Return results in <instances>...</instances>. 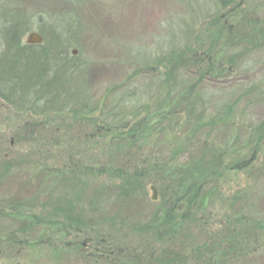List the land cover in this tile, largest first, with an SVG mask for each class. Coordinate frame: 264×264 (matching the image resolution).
Instances as JSON below:
<instances>
[{
	"label": "rangeland",
	"instance_id": "374dc122",
	"mask_svg": "<svg viewBox=\"0 0 264 264\" xmlns=\"http://www.w3.org/2000/svg\"><path fill=\"white\" fill-rule=\"evenodd\" d=\"M230 1L223 5L222 0H0V70L7 67L11 54L17 55L7 54L11 27H18L25 45L29 44L30 33L38 32L44 41L32 45H41L40 51L54 59V68L45 65L46 78L57 77L65 85L73 82L80 95L76 99L71 96L77 92L73 86L50 88L44 94L48 95L43 97L44 102L35 105V114L26 110L34 108L28 104L37 101L43 85L40 89L26 88L27 102L23 107L20 102L18 107L9 106L0 98V237L20 233V222L8 214L11 205L23 208L22 203H29L34 213H41L53 210V204L67 194L82 211L88 208L93 221L104 228L109 226V220L125 223L132 231L154 221L164 203V186L158 182L161 165L148 177L141 195L124 200L116 197L110 183L120 179L112 170L119 167L125 173L131 172L127 169L132 170L135 165L136 172L143 174L147 170L145 160L131 163L125 156L126 148L120 142L111 144L113 137L100 135V131L94 132L92 142H88L87 134L94 130L91 120L80 117L75 109H82L87 101L92 109L90 119L100 118L107 124L111 118L140 120L160 111L162 104L169 111L168 115L165 113L166 124L161 126L166 125L165 131L155 136L153 144H147L144 154L145 159H153L155 168L163 159L188 166L208 162L210 155L204 153L207 145L222 152L242 146L236 156L223 154L222 165L233 168L223 166L220 179L204 185L202 196L210 192L215 195L211 205L199 215L205 217L200 223L207 227L200 230L187 224L181 235L186 244L200 243L206 248L209 243L214 247L215 241L209 240L208 234L221 238L237 235V254L225 255L215 264H264V141L257 154L254 144L243 147L251 128L255 126L259 132L258 127L264 123V46L256 48L243 43L245 35L254 31L251 20H257V30L264 28V0H247L241 5L244 6L238 20L227 14L240 0ZM220 14L236 28L232 46H225L224 40L229 36L226 31L212 46L216 33L204 27L205 22H213ZM189 44L202 46L199 50L207 55L216 54L213 59L205 56L203 72L208 74L200 84L194 66H177L183 57L181 51ZM220 51L224 54L220 55ZM208 67L213 72L207 71ZM69 76L73 78L66 80ZM79 84H83L82 88ZM188 87H193L195 95L188 92ZM226 113L233 119L221 121ZM24 120L25 127L21 125ZM232 138L234 142L230 143ZM87 154L91 159L85 163L86 157L82 156ZM74 160L82 164L77 165ZM241 161H248L249 167ZM85 170L89 172L86 174ZM153 187L158 191L156 199ZM237 213L238 222H231L237 227L230 226L225 215L234 217ZM245 218L260 228L256 236L249 234L247 238L248 230L253 229ZM4 245L0 241V264H134L129 250H123L119 258L118 254L111 258L105 250L106 256L101 248L93 247L91 240L84 242V253H93L96 263L87 262L86 256L77 251L70 255L65 251L67 255L62 256L47 248L48 244L25 245L19 251ZM189 248L188 253L193 250L192 246Z\"/></svg>",
	"mask_w": 264,
	"mask_h": 264
},
{
	"label": "trees",
	"instance_id": "16d2710c",
	"mask_svg": "<svg viewBox=\"0 0 264 264\" xmlns=\"http://www.w3.org/2000/svg\"><path fill=\"white\" fill-rule=\"evenodd\" d=\"M226 1L227 0H222V3H224L223 5H225ZM230 2H234V0H231ZM246 2L247 0H240L236 8H231V11L228 12L227 17L238 20L242 15L240 12L243 11V6L246 4ZM242 4L244 5L241 6ZM235 15L238 18H235ZM223 16L221 14L216 15L215 18L213 17V22H205L206 26L204 27H210L211 31L213 30L214 33H216V41H212V46H215L221 37L225 35L224 31H226V35L229 34V36H226L224 40L226 47L229 45L232 46L236 42V35L234 34L236 30L235 26L228 25V23L225 21L226 19H223ZM251 23L253 25L254 31L252 34L250 33L245 35L246 37L243 43H246V45L247 43H250V45L254 44V47L256 48L262 46V44L264 46V28L261 31L257 30V20H251ZM12 28L13 27H11L10 33V46L8 48L9 52L7 54L15 53L17 55L14 57L11 54V61H9L7 67L0 70V98L9 104V106L13 107L14 105L15 107H18L17 104L20 102L21 104L19 106L23 107L25 106V102H27L25 101L26 88L29 86L30 88L35 87L40 89V85H43L42 94L40 92V94L37 95V101H32L28 104L34 108L32 110L31 108H27L29 110H26L28 113L35 114V110H37V106L35 105L44 102L43 97L48 96L44 95L48 90H60L61 88L72 89L71 87L73 86V88H76V85L74 86L73 82L70 85H65L64 83H61L62 81H59V78L57 77L56 79L49 77L46 78L45 72L47 69L45 65L48 64V68H54V64H52L54 59L51 58L49 54L44 55L46 53L43 54L40 51V48H42L41 45H25L23 39L18 34V27L14 30ZM232 34L235 36L233 37ZM197 46L198 47H194V45L189 44L186 48H184L181 51L183 57L178 59L177 66H181L183 69L184 67H187L186 65L194 66L197 73H199L197 77L199 81L198 84H200L203 78L208 74L203 72L204 58L207 60L205 56L208 58L212 57L213 59L216 54L214 52H208L207 55L204 53V51L199 50L200 48L202 49V46ZM226 47L222 46V50H226ZM223 51H220L221 53L219 54H224ZM38 55L39 57H37ZM40 56L42 57L41 61ZM9 65L11 68L6 70L9 68ZM208 68L209 69L207 71L213 72L211 67ZM70 78L71 77L69 76L66 80ZM66 80H63V82ZM35 81L36 83L33 84ZM82 85L83 84H79L80 88H82ZM188 88V92L192 96L193 94L195 95L196 91L193 92V87ZM76 89L77 92L71 93L70 91L71 96H75V99L78 96V88ZM80 92L85 94L83 90ZM78 97H80V95ZM86 97L87 96H84V98ZM55 102L58 103L59 101L55 100ZM83 105L84 106L82 109H80V107L79 109L75 110L76 113H79L78 115L80 117H84V119L87 117L86 119L89 121L91 120V125L94 130L87 134L86 139L88 142H92L94 132L99 133L100 131L102 132L101 134L99 133L100 135H111L113 137L111 144L114 142H120V145L126 148L127 152L125 153V156L131 161V163L138 159L139 161L142 159V161L145 160L147 165V170H144L145 173L143 174H138L136 172L135 165L132 170L127 169V171L131 172L125 173V171L119 167L112 170V174H117V179H120V182L114 180L115 182L110 183V186L114 187L117 192L116 197L122 198L121 200H124L131 198L132 196L141 195L140 191L142 190V187L145 186V183L147 184L148 177L155 171V169H158L159 171V167L161 165L160 168L162 170V177H160V180L158 181L159 183L162 182L164 186L162 187L164 190V203L162 202L163 204L161 212L156 216L154 221L145 225H140L134 228L132 231L126 228L125 223H120L119 225L118 221L116 222V220H109V226L105 228L102 227L103 225H99L100 223L97 224V222L93 221L94 217L90 216L91 211H89L88 208H84L85 210L83 209L82 211L80 209L82 207L75 204V202H73L69 197L71 194L65 195V197L62 198V201L61 199H58V201L53 204V210L46 209L41 213H34V207L29 203H27V205L22 203L23 208L16 206L15 204L11 205L12 207H9L11 211H9L8 214L11 216V218H14L20 222V229H17L20 231V233L15 231L7 234L6 236L0 237V241L3 243V245L4 243L11 242L4 245L5 247L7 246L10 250L18 249L19 251L20 249H25V245L39 246L48 244L47 248L51 249L55 253H62L60 254L62 256L67 254L70 255L69 253L77 251L79 254L81 253L82 255L86 256L87 262L93 263H96L93 253H84L86 252L84 242H89V240H91L93 243V247L96 246V248H101L104 254L106 251V253L109 254L111 258L115 257L114 254H118L117 257L119 258L123 254V250L124 252L129 250V252H127L128 256L130 255L133 257L134 260L131 259V262L134 264H137L136 262L138 261H144L149 264H175V262L178 264H215L216 261L220 260L219 258L224 257L225 255L232 256L237 254V243H239L236 240L237 235H231L230 238H221L208 234L207 238L213 242L215 241V243L214 247H211L209 243H206L205 247L207 249L202 248L203 246H201L200 243L193 244L191 242V245L186 244V240H184L185 238L183 239L181 235L184 233L183 230L188 226L187 224H190L192 225L191 227L200 230H202V226L207 227L204 223H200L201 220H205V217H200L199 215L203 214V212L207 210V208L211 205V202L214 201L215 195L210 192L202 196V189L207 182L220 179V175L223 174L221 173L223 166L226 169L233 168L229 164L225 165L223 163L224 165H222L221 162L224 159L223 154L225 152H229L234 153L233 156H236L241 151V145H237L236 147H232L223 152L217 150L216 147L214 149L212 146L207 145L204 153L210 155L208 162L188 166L187 164L182 165L179 163H172L167 161V159H163L161 160V164L158 165V168H155L156 165L154 164L155 162L152 158L145 159V148L147 144L149 145V142L153 144V139L156 138L155 136H160V134L165 131L164 129L166 125L163 127L161 126L166 124L167 117L165 116L168 115V109L164 108L161 104L159 106L161 108L160 111L151 112L149 115L140 120L134 121V119H132L122 121L121 119L111 118V123L107 122L106 124L105 122H100L102 119L96 118L94 116V118L90 119V116L88 115L92 113V109H89L87 101L84 102ZM162 110L163 112H161ZM58 112H60V110ZM162 114L164 116H162ZM230 119H233L232 115L226 113L225 117L220 120L229 121ZM26 123L29 124L28 122ZM40 124L42 123L40 122ZM21 125L25 127V120L23 123H21ZM171 125L172 123L170 126ZM254 127L249 131L250 133L248 135L247 142L243 145V147L254 144L256 146L254 147V153L257 154L264 141L262 138L264 137V123L258 127L259 132L254 129ZM114 128L115 130H113ZM159 129H161V131L158 132ZM251 131H255V133H257L255 134ZM233 142L234 138H232L230 143ZM237 142H235V144H238ZM131 151L134 152L133 155L128 153ZM82 157H86L84 160L85 163L91 159L89 158L88 154L83 155ZM256 159L254 157L253 161ZM241 162L244 166L249 167L248 161ZM71 163H73V161H71ZM75 164L80 165L82 163L79 164L75 162ZM8 168H11V165H8ZM85 171L86 174L89 172L88 170ZM90 175L97 174L90 172ZM167 176H170V178L166 179ZM88 181L85 183H88ZM91 215H93V213ZM225 216L226 220L230 222V226H232L233 223H237L240 218L238 213L234 214V217L230 216L229 214H226ZM237 216L239 218H237ZM245 219L250 225L251 219ZM232 221L233 223H231ZM233 225L237 227V224ZM250 229L253 230L252 232L248 230L247 238L249 234L253 237L256 236V231L260 230V228L256 227L255 224L250 225ZM32 233H34L36 238L32 237ZM93 235L95 236L93 237ZM213 235L215 234L213 233ZM83 236L87 238L83 240ZM247 238L244 240H248ZM125 239L129 242L128 244L126 243ZM191 246L193 247V250L188 253L187 249L188 247L191 248ZM65 251L67 254H65ZM136 259L138 261H136ZM223 259L224 258H222V262H224ZM217 264H219V262Z\"/></svg>",
	"mask_w": 264,
	"mask_h": 264
},
{
	"label": "water",
	"instance_id": "95a60500",
	"mask_svg": "<svg viewBox=\"0 0 264 264\" xmlns=\"http://www.w3.org/2000/svg\"><path fill=\"white\" fill-rule=\"evenodd\" d=\"M44 41V37L42 34L38 33V32H32L30 33L29 37H28V43L29 44H40ZM154 190V198L156 199L158 196V191L156 189V187H153Z\"/></svg>",
	"mask_w": 264,
	"mask_h": 264
}]
</instances>
